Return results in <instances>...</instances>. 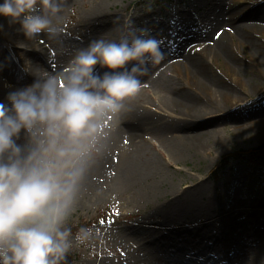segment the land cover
I'll return each instance as SVG.
<instances>
[{
	"label": "rangeland",
	"instance_id": "rangeland-1",
	"mask_svg": "<svg viewBox=\"0 0 264 264\" xmlns=\"http://www.w3.org/2000/svg\"><path fill=\"white\" fill-rule=\"evenodd\" d=\"M92 1L87 0L86 5L81 1L75 6L69 4L63 13V34L54 40L57 53L68 61L87 40L89 28L82 27V24L87 21L86 12ZM234 11L239 12L235 23H231ZM109 13L121 17L122 25L131 19L137 29L151 30L166 55L159 65L150 68L149 73L170 67L168 75L179 82L178 88L181 86L183 94L188 92L187 99L193 107L208 113L199 121L210 120L200 130L209 133L197 148L176 157L150 128L138 131L137 142L144 147L143 156L148 153L164 161L162 173L158 175L163 177V181L158 182V194L154 197L146 193L148 182L144 181L135 188H116L109 183L106 190L101 189L106 166L120 164L124 153L118 141L110 136L103 141L89 165L75 210L66 223L80 228L91 227L93 235L84 244L73 240L65 264H200L206 258L215 261L210 253H199L193 249L198 244L208 246L210 238L217 236L221 228H228L222 219L216 221L201 214L208 208L209 196L218 202L222 211H233L231 222H234V227L248 228L250 222L242 223L244 220H252L253 224L264 227V207L256 215H250L248 210L256 212V207L244 206L253 201H264V160L257 156L251 159L250 156L251 151L264 144V0H117ZM252 15H260L263 20H255ZM173 20L177 21L176 25H173ZM238 25L243 27L236 28ZM121 26L122 36H130L127 27ZM216 31L224 34L222 43L226 53L209 59L208 50L201 44L210 42ZM4 36L1 32L0 42ZM249 41L262 52L261 60L252 54L256 48L250 46ZM192 43H196L198 49L191 50ZM2 44L9 46L6 41ZM186 49L201 60L208 57L206 72L215 74L220 84L210 91L202 90L187 76L183 64L176 66L174 62ZM20 58L18 54L8 57L14 62H20ZM141 80L150 85L142 89L137 101L149 106L157 115L165 112L159 104L160 97L170 103L181 94L180 91L155 86L151 82V74L141 77ZM18 87L22 86L8 84L1 101L11 88ZM214 99L222 100L224 105L221 109L212 102ZM175 105L186 109L176 102ZM165 135L176 136V133L172 131ZM26 142L27 137L22 133L18 143ZM195 178H204V183L208 184L203 186L207 194L195 202V214L185 210L180 217H166L163 210H171L180 202L173 189H180ZM182 179H187V183L180 185ZM176 184L179 185L173 187ZM236 206L238 209L248 207L247 213L234 212ZM203 223L209 226L207 237L197 232ZM185 239L193 243L192 246L176 251L178 244ZM261 248L264 250V246ZM242 252V256H237L235 250L229 252L234 263L235 259L247 264L263 261L258 255L248 254L246 250ZM226 261L227 258L222 259V262Z\"/></svg>",
	"mask_w": 264,
	"mask_h": 264
},
{
	"label": "clouds",
	"instance_id": "clouds-1",
	"mask_svg": "<svg viewBox=\"0 0 264 264\" xmlns=\"http://www.w3.org/2000/svg\"><path fill=\"white\" fill-rule=\"evenodd\" d=\"M67 4L0 0V17L29 39H56ZM125 26L130 36L91 39L59 72L34 76L0 101V264H65L73 240L92 237L91 227L73 236L66 226L82 181L142 91L141 77L166 55L150 29L131 19Z\"/></svg>",
	"mask_w": 264,
	"mask_h": 264
},
{
	"label": "bare ground",
	"instance_id": "bare-ground-1",
	"mask_svg": "<svg viewBox=\"0 0 264 264\" xmlns=\"http://www.w3.org/2000/svg\"><path fill=\"white\" fill-rule=\"evenodd\" d=\"M83 2L84 5L87 0H68V4L76 5L77 2ZM89 1V0H88ZM117 0H93L89 10H87L86 19L87 20L82 27L89 28V34L86 41L82 42V47H85L91 39H95L101 35H104L106 38L119 39L122 34L120 32V26L123 21L121 17L116 14L109 13V10L112 6L116 5ZM241 5V3H240ZM239 11H234L231 15V23L236 20V14ZM251 15L249 14V17ZM253 19L263 20L262 16H253ZM101 21V24L98 25ZM230 22V21H229ZM0 24L4 25L2 42L6 41L9 46L2 44L0 42V101L4 97V88L7 87L10 83L19 84V86H24L31 84L34 76H43L46 73H57L59 72L68 62L57 53L56 50V41L54 39H49L47 36L40 35L36 38L29 39L25 37L21 32H18L17 29L19 25L9 26L7 19L0 17ZM221 25L219 26V28ZM243 27L242 25L236 26V28ZM91 28V30H90ZM230 34V33H228ZM227 34V36H228ZM224 34L222 31H216L213 38L211 37L210 42L201 44L209 52V59L213 56H220L225 54V47L222 43V38ZM250 46L253 48L256 46L249 41ZM193 49H198L196 43H192ZM224 47V48H223ZM20 55V62L17 60L9 61V55ZM253 55H256L261 60V51H258L257 48L253 50ZM197 55V54H196ZM193 52L183 50L179 54V58L176 62V66L183 64L186 70L187 76L191 77L195 83L202 90L210 91L214 86L219 83L218 78L215 74L207 73L206 66L208 65V57L202 58V60ZM213 58V59H214ZM219 58V57H217ZM235 66V65H233ZM20 68L23 69L20 71ZM170 67H166L161 72H151L152 75L151 82L161 88L177 92L180 91L178 98H175V102L179 106H184L186 109H180L175 105L174 99L169 103L166 99L164 100L160 97L159 104L164 108V113H156L151 111V108L144 103L140 104V101H137V97L129 102L130 111L124 114L120 120L118 126H116L110 137L115 139L117 144L123 149L124 153L121 154V163L107 165L104 173L105 180L101 184V189L106 190L109 187V183L114 185L116 188H135L141 183L148 182L145 187H147L146 193L149 196L154 197L158 194L159 183L163 181V177H160L162 173V164L163 160L157 156L152 157L148 153L144 155L142 144L137 142L138 131L150 128L160 140V138L167 144L170 149V152L173 156L181 157L187 150L197 148L202 144V139L209 132H200L204 129L206 125L210 123V120L199 121L204 116H207L208 113L201 112L199 108H194L191 101L187 99V93L181 91V86L178 88L179 82L174 81V78L171 75H168ZM150 84H144L142 89H146ZM258 92H256L257 94ZM221 109L224 103L219 100L214 99L212 101ZM160 107V106H159ZM168 118V119H165ZM225 129V128H224ZM156 130V132H155ZM176 133V136L166 137L167 134ZM160 137V138H159ZM202 142V143H201ZM148 145V142H144ZM142 155V156H141ZM141 156V157H138ZM170 159V158H169ZM158 180V181H157ZM183 180V179H182ZM187 179L183 180L184 185L187 182ZM192 183L184 185L180 189L174 190L175 198L180 202L176 207H171V210L168 208L163 210L166 217L172 216H181L183 211L189 210V213L195 214V202L197 198L205 196L207 190L203 186H208L204 183V178L190 181ZM179 184L174 185L173 187ZM195 185V186H193ZM172 187V188H173ZM140 192V191H139ZM138 192V193H139ZM142 193V192H140ZM141 195V194H140ZM184 195V196H183ZM100 195L98 194L97 198ZM247 203L244 206L256 207V212L248 210L245 207L238 209L236 206L234 212L240 211L241 213L246 214L247 210L250 215H256L257 211H262L264 207V201H253ZM208 208H205L204 212L201 214L206 216L208 219H222L226 227L230 228H221L219 234L215 237L210 238L208 246H203L198 244L196 248L199 253H210L211 260L206 258L205 262L200 264H247L242 261L236 260L235 263L232 261V256L229 254L230 251L235 250L236 255L242 256L246 250L248 254L258 255L259 259L264 261V227L253 224L252 220H244L242 223L247 224L250 222V225H247L248 228H236L234 227V222H231V216L233 211L226 213L219 208L217 201L213 200L209 196L208 199ZM201 217V216H200ZM199 218V217H198ZM241 223V224H242ZM203 223L197 230L203 237H207L208 234V225ZM240 226V225H239ZM198 243L197 241H194ZM194 243V244H195ZM193 243H189L186 239L178 244L179 250L188 249L187 246H192ZM255 247V248H253ZM217 256L221 259H218ZM231 257V258H229ZM227 258L228 261L222 262V259ZM219 260V261H217ZM263 261L254 264H264Z\"/></svg>",
	"mask_w": 264,
	"mask_h": 264
},
{
	"label": "trees",
	"instance_id": "trees-1",
	"mask_svg": "<svg viewBox=\"0 0 264 264\" xmlns=\"http://www.w3.org/2000/svg\"><path fill=\"white\" fill-rule=\"evenodd\" d=\"M250 156H251V159L257 156V158H261L264 160V144L260 146L259 148L251 151ZM253 166H254V163H253ZM66 226L70 227L72 229V232H74L75 226L70 225V224H66Z\"/></svg>",
	"mask_w": 264,
	"mask_h": 264
},
{
	"label": "snow or ice",
	"instance_id": "snow-or-ice-1",
	"mask_svg": "<svg viewBox=\"0 0 264 264\" xmlns=\"http://www.w3.org/2000/svg\"><path fill=\"white\" fill-rule=\"evenodd\" d=\"M172 23H173V25H176L177 24V21L176 20H173Z\"/></svg>",
	"mask_w": 264,
	"mask_h": 264
}]
</instances>
